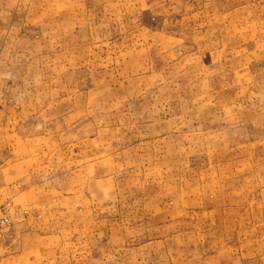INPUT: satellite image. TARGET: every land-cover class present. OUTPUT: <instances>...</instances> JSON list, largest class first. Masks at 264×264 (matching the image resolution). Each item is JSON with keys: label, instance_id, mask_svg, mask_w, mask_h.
<instances>
[{"label": "rangeland", "instance_id": "374dc122", "mask_svg": "<svg viewBox=\"0 0 264 264\" xmlns=\"http://www.w3.org/2000/svg\"><path fill=\"white\" fill-rule=\"evenodd\" d=\"M0 264H264V0H0Z\"/></svg>", "mask_w": 264, "mask_h": 264}, {"label": "built area", "instance_id": "2783aa9c", "mask_svg": "<svg viewBox=\"0 0 264 264\" xmlns=\"http://www.w3.org/2000/svg\"><path fill=\"white\" fill-rule=\"evenodd\" d=\"M9 203H6L3 206H0V233L2 232L3 228L9 224Z\"/></svg>", "mask_w": 264, "mask_h": 264}]
</instances>
